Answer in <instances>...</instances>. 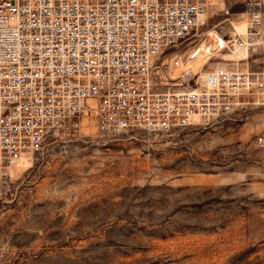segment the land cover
Returning a JSON list of instances; mask_svg holds the SVG:
<instances>
[{"label": "rangeland", "instance_id": "1", "mask_svg": "<svg viewBox=\"0 0 264 264\" xmlns=\"http://www.w3.org/2000/svg\"><path fill=\"white\" fill-rule=\"evenodd\" d=\"M246 1L224 0L232 13L206 39L161 54L163 84L193 86L219 65L264 78V45L205 51L187 77L175 67L200 41L223 44L215 28L243 30ZM245 98L167 130L104 135L88 114L75 134L50 133L0 183V264H264V88Z\"/></svg>", "mask_w": 264, "mask_h": 264}, {"label": "built area", "instance_id": "2", "mask_svg": "<svg viewBox=\"0 0 264 264\" xmlns=\"http://www.w3.org/2000/svg\"><path fill=\"white\" fill-rule=\"evenodd\" d=\"M258 3L246 1L243 30L215 28L224 40L215 51L264 45ZM230 11L224 0H0V183L50 133L75 134L88 114L114 135L187 126L248 104L264 88L249 69L219 65L181 89L157 77L161 54L193 35L206 39ZM256 144L264 149L263 135Z\"/></svg>", "mask_w": 264, "mask_h": 264}, {"label": "bare ground", "instance_id": "3", "mask_svg": "<svg viewBox=\"0 0 264 264\" xmlns=\"http://www.w3.org/2000/svg\"><path fill=\"white\" fill-rule=\"evenodd\" d=\"M215 48H216V45L214 44L213 40H212V42L210 41V44H207V45L203 41L198 42L196 45H194L190 49L186 50L176 60L175 67H176L177 71L179 72L182 70H186V74H185L186 77L189 75H192L193 72H191V70L197 64H203L202 60L204 58L203 55H204L205 51H208L211 49L216 50ZM17 164L12 168V170L17 166Z\"/></svg>", "mask_w": 264, "mask_h": 264}]
</instances>
